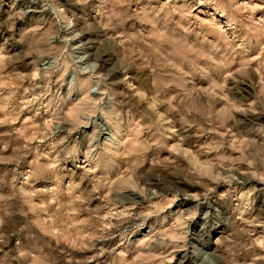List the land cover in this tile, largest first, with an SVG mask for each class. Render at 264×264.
I'll use <instances>...</instances> for the list:
<instances>
[{
  "label": "rangeland",
  "instance_id": "obj_1",
  "mask_svg": "<svg viewBox=\"0 0 264 264\" xmlns=\"http://www.w3.org/2000/svg\"><path fill=\"white\" fill-rule=\"evenodd\" d=\"M0 264H264V0H0Z\"/></svg>",
  "mask_w": 264,
  "mask_h": 264
}]
</instances>
